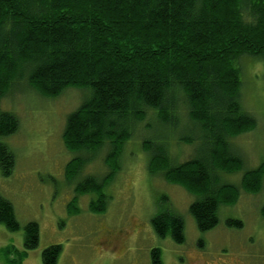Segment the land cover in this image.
I'll return each mask as SVG.
<instances>
[{
	"label": "trees",
	"instance_id": "1",
	"mask_svg": "<svg viewBox=\"0 0 264 264\" xmlns=\"http://www.w3.org/2000/svg\"><path fill=\"white\" fill-rule=\"evenodd\" d=\"M244 57L264 63V0H0V104L21 81L45 98L69 88L90 94L68 117L63 141L78 155L66 168L71 182L92 156L109 150L107 175L85 178L76 188L75 202L97 194L90 204L95 214L106 211L104 189L150 113L173 133L184 116L191 127L178 139L196 146L194 157L184 163L173 166L167 148L145 143L144 150L151 175L195 198L189 212L199 231L216 229L221 207L235 206L241 190L261 192L264 164L245 173L240 188L222 180L243 168L232 140L257 126L241 104ZM18 130V118L0 109V138ZM15 167L14 154L0 142L1 173L10 177ZM227 224L242 227L240 221ZM0 225L20 230L12 203L1 196ZM152 226L159 237L185 243V222L171 209L159 211ZM38 245L39 226L29 223L24 250L9 246L0 254L6 264H22ZM61 253V246L45 249L43 264H58ZM151 262L163 264L160 250L152 251Z\"/></svg>",
	"mask_w": 264,
	"mask_h": 264
},
{
	"label": "rangeland",
	"instance_id": "2",
	"mask_svg": "<svg viewBox=\"0 0 264 264\" xmlns=\"http://www.w3.org/2000/svg\"><path fill=\"white\" fill-rule=\"evenodd\" d=\"M240 65L241 104L257 126L231 142L243 168L223 175L222 180L239 188L245 173L264 164V63L259 58L244 57ZM89 95L88 91L69 88L59 97L45 98L21 81L2 99L0 109L18 118L19 130L0 138L16 158L10 177L0 170V196L12 203L20 230L9 232L0 225V251L9 246L24 250L25 227L36 223L39 245L29 251L22 264H43L42 254L51 246L62 247L58 264H151L155 249L161 251L163 264L264 263V181L257 195L241 190L235 206L221 207L218 227L202 233L189 212L195 198L183 188L166 183L163 177L150 174L145 143L167 148L173 166L194 157L196 146L178 141L182 133H188L186 128H191L185 116L178 133L160 126L152 113L138 126L119 159V173L104 189L105 212L90 210L97 194L79 196L75 202L76 188L85 178L101 180L109 172L105 164L109 150L105 147L91 157L93 160L74 181L66 177L68 163L78 156L65 148L66 122ZM164 209L183 218L184 244L155 233L152 219ZM229 220L242 222V227H230ZM0 264H6L1 254Z\"/></svg>",
	"mask_w": 264,
	"mask_h": 264
},
{
	"label": "flooded vegetation",
	"instance_id": "3",
	"mask_svg": "<svg viewBox=\"0 0 264 264\" xmlns=\"http://www.w3.org/2000/svg\"><path fill=\"white\" fill-rule=\"evenodd\" d=\"M264 260V259H263ZM249 262V264H255L254 262H250V261H248ZM151 264H152V262H151ZM256 264H264V263H256Z\"/></svg>",
	"mask_w": 264,
	"mask_h": 264
}]
</instances>
